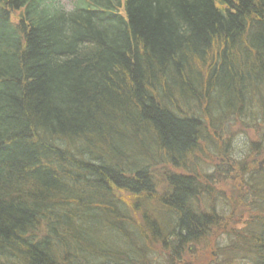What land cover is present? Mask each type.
<instances>
[{"label": "trees", "instance_id": "trees-1", "mask_svg": "<svg viewBox=\"0 0 264 264\" xmlns=\"http://www.w3.org/2000/svg\"><path fill=\"white\" fill-rule=\"evenodd\" d=\"M66 1L0 0V264H212L209 125L264 108V0ZM246 166L225 264H264Z\"/></svg>", "mask_w": 264, "mask_h": 264}, {"label": "rangeland", "instance_id": "rangeland-1", "mask_svg": "<svg viewBox=\"0 0 264 264\" xmlns=\"http://www.w3.org/2000/svg\"><path fill=\"white\" fill-rule=\"evenodd\" d=\"M62 4L64 5V9H69V5L67 4L66 0H62ZM264 93V89L262 91ZM264 96V94H263ZM263 98V97H262ZM264 99V98H263ZM244 113L235 117V115H231L228 118V122L224 123L221 122L218 124V127L214 125V128H211L212 125H209L210 132L208 133V138H212L211 143H207L208 152L211 155L210 157H206L204 159V162L206 164V168L204 169L206 172V175L212 174L214 175L213 178H219L223 172L226 174L227 179H221L223 180V185H220L216 182L215 188L218 189L217 193H213L212 198H206L202 200V205L206 203L209 208H213V210H220V214L224 219L220 222L218 227L213 231V239H212V246L209 247L207 244L204 247L203 244L198 245V248L203 247L207 248L210 252V255L213 256V263L212 264H225L222 262L219 255L221 254L220 251L222 248L224 249V246L226 247L229 243V236L231 233L236 232V230H239L243 227V223L233 225L231 223V219L236 221L237 219L243 218L240 214H238L241 211V207H238L240 205L238 200L235 201V206L231 207L228 205V201L226 196L229 198V192L232 190L234 193L241 195V199H244L245 201V193L243 192V188L241 187L243 185L242 180V167L246 163H251V165H247L246 167L248 169H252V167H257V162L260 160H256V156L258 154L253 155V151L251 152L250 147L253 146V144H259V148H264V108L258 107L256 104H253L252 107L243 109ZM216 130L218 134H216V139L219 137L226 136L229 140V144L227 148L224 150L223 155L221 156V161L226 167L224 169L223 167H218V170H214V166L212 164L216 163V157L213 155L217 154V151L214 147L215 141H214V134L215 132L212 130ZM218 129V131H217ZM258 150V149H254ZM259 151V150H258ZM260 155V154H259ZM258 155V156H259ZM220 155L217 156V158ZM250 157L254 161H244L243 158ZM262 156V155H260ZM239 160V161H238ZM243 160V161H242ZM246 160V159H245ZM254 162V163H253ZM201 165V164H200ZM241 166V167H240ZM264 166V164L261 165V168ZM215 183V182H214ZM236 185V186H235ZM209 185H207L208 187ZM160 187H158L159 189ZM240 189L241 193L236 189ZM209 189V192L211 193L212 190ZM244 193V194H243ZM212 194V193H211ZM240 201V200H239ZM243 202V201H242ZM245 214V211H243ZM246 216V214L244 215ZM238 222V220L236 221ZM235 222V223H236ZM222 230L225 232V234H220ZM223 236L220 238L219 236ZM215 238H217V244L215 241ZM229 252V251H228ZM206 253V252H205ZM207 254V253H206ZM242 263V262H241ZM228 264V262L226 263ZM229 264H239L236 260L234 262H230ZM243 264V263H242Z\"/></svg>", "mask_w": 264, "mask_h": 264}, {"label": "bare ground", "instance_id": "bare-ground-1", "mask_svg": "<svg viewBox=\"0 0 264 264\" xmlns=\"http://www.w3.org/2000/svg\"><path fill=\"white\" fill-rule=\"evenodd\" d=\"M246 159V160H245ZM259 159L260 161L257 162V165L261 166L262 164H264V158L262 156H256V160ZM244 161H254L256 162V160H252L249 156L247 158H243ZM242 160V161H243ZM239 161V160H238ZM253 162V163H254Z\"/></svg>", "mask_w": 264, "mask_h": 264}]
</instances>
